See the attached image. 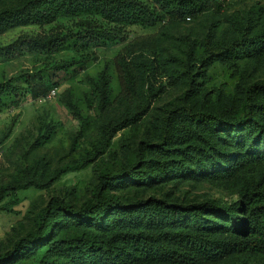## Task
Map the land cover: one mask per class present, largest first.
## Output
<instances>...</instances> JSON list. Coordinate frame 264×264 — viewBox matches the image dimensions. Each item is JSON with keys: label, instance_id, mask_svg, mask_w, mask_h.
<instances>
[{"label": "rangeland", "instance_id": "obj_1", "mask_svg": "<svg viewBox=\"0 0 264 264\" xmlns=\"http://www.w3.org/2000/svg\"><path fill=\"white\" fill-rule=\"evenodd\" d=\"M22 1L0 0V10ZM86 23L109 27L94 16H59L33 27L32 35L77 34ZM244 29L249 35L264 31V0H224L220 11L170 19L149 28L126 26L121 39L88 41L68 37L56 51L33 49L0 59V83L41 72L52 76L55 85L39 99L30 98L28 93H0V256L36 229L41 211L52 197L74 208L94 200L99 190L103 198L125 203L154 196L172 203L208 200L228 205L251 182L264 180V161H242L245 148L240 144V134L227 126L220 129L221 137L208 130L215 149L207 154L200 151L199 159L153 147L161 142L166 118L176 108L243 118L247 112L246 88L264 79V47L218 60L205 57L204 38L209 36L211 45L220 46L239 38ZM18 35L19 29L9 31L0 37V44ZM190 42L194 48L191 52ZM71 59L85 60V68L54 70L55 64ZM191 79L193 89L185 96ZM23 80L21 77L18 83ZM103 82L105 91H101ZM187 122L188 143L198 144L193 126ZM251 138L256 140L255 135ZM157 160L167 163L171 171L142 182L128 176L101 182L103 174H125L143 168L155 173ZM27 176L40 186L14 192L7 188ZM214 219L219 228H211L212 233L233 235L232 217ZM49 221L52 241L82 237L104 246L107 230L128 226L112 223L99 228L61 213ZM48 248L29 245L24 253L0 264L99 261L82 249L52 250L47 254ZM222 256L209 264H264V252H225Z\"/></svg>", "mask_w": 264, "mask_h": 264}, {"label": "trees", "instance_id": "obj_2", "mask_svg": "<svg viewBox=\"0 0 264 264\" xmlns=\"http://www.w3.org/2000/svg\"><path fill=\"white\" fill-rule=\"evenodd\" d=\"M223 2L224 0H23L15 6L0 10V37L19 29V35L15 39L0 44V59L17 57L33 49L47 48L48 51H56L60 42L68 37L78 36L88 41L121 39L126 26L140 25L149 28L170 19L194 17L209 10L220 11ZM59 16H94L109 27L86 23L83 31L68 33L65 37L32 35L33 27L50 23ZM189 45L191 52L194 49L193 43L190 42ZM262 47L264 31L249 35L244 29L239 38L220 46L211 45L209 36L204 38L205 57L218 60L232 53L249 48L259 50ZM85 66V60L71 59L59 62L53 68L57 71H80ZM21 77L24 80L18 83ZM105 83L103 82L101 91H105ZM193 84L191 79V85L184 92L185 96L192 91ZM53 86L52 76L36 72L10 77L0 83V93H28L30 98L39 99L46 97ZM245 102L247 112L241 119L207 112H191L190 108H176L166 118L161 142L153 147L163 152L181 153L199 159L200 151L207 154L209 150L215 149L213 135L208 130L211 129L220 136V129L227 126L240 134L242 148L250 150L243 149L241 160L262 162L264 79L246 88ZM185 120L192 124L193 134L200 141L198 144L188 143V122L185 123ZM254 135L255 141L251 140ZM4 137L5 135L2 138ZM147 162L151 163L152 160L148 159ZM170 171L167 163L157 160L155 173L143 168L127 171L125 174H103L100 178L103 184L125 176L142 182ZM33 185L40 186L27 176L7 185V188L14 192ZM101 194L99 190L94 200L83 202L77 208L58 197H52L42 209L36 229L20 237L0 256V263L24 253L29 245H47V254H52V250L82 249L88 256L95 255L99 259L90 264H209L219 261L225 252H264V180L251 182L243 188L237 200L228 205H217L208 200L172 203L154 196L125 203L117 198H103ZM60 213L99 228L112 223H126L128 226L107 230L105 246L94 239L82 237L52 241V225L49 220ZM218 216L234 219L231 237L212 233L211 228H219L218 220L214 219ZM188 222L191 224L186 227Z\"/></svg>", "mask_w": 264, "mask_h": 264}, {"label": "built area", "instance_id": "obj_3", "mask_svg": "<svg viewBox=\"0 0 264 264\" xmlns=\"http://www.w3.org/2000/svg\"><path fill=\"white\" fill-rule=\"evenodd\" d=\"M51 93H53V91H51ZM49 94V93H48Z\"/></svg>", "mask_w": 264, "mask_h": 264}]
</instances>
